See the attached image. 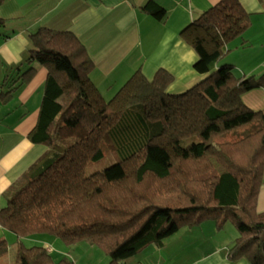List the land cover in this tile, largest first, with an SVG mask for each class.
<instances>
[{"label": "trees", "instance_id": "1", "mask_svg": "<svg viewBox=\"0 0 264 264\" xmlns=\"http://www.w3.org/2000/svg\"><path fill=\"white\" fill-rule=\"evenodd\" d=\"M142 9L163 12L153 0ZM251 24L241 0H220L181 32L198 56L200 82L172 93L167 70L148 77L139 69L111 99L92 80L95 63L75 33L40 27L31 34L28 69L8 87L7 76L0 95L28 82L34 62L47 69L28 137L51 147L0 208V226L16 236L14 264H75L39 242L28 246L25 239L35 236L70 247L89 240L108 264H126L150 245L164 246L182 226L206 221L217 230L235 224L231 262L264 264V110L243 100L264 87V75H243L226 59L235 44L249 46ZM105 151L118 160L88 175V163ZM12 245L0 236V264Z\"/></svg>", "mask_w": 264, "mask_h": 264}, {"label": "crops", "instance_id": "2", "mask_svg": "<svg viewBox=\"0 0 264 264\" xmlns=\"http://www.w3.org/2000/svg\"><path fill=\"white\" fill-rule=\"evenodd\" d=\"M147 1L5 0L0 6V17L6 19V25L0 26V84L9 76L8 87L28 69L31 34L40 27H49L70 30L79 37L95 63L92 80L106 99H111L139 69L148 77L165 69L174 76L170 92L188 90L204 74L194 68L198 56L182 39L181 32L220 0H153L163 8L158 16L143 11ZM241 1L252 13V24L244 34L249 46L235 44V54L230 57L231 50L226 59L243 75H264L258 70L264 65V0ZM259 43L262 46L258 51L250 50ZM30 66L35 69L28 82L10 97L0 95V208L20 187L27 171L50 149L48 144H35L28 137L38 121L48 76L47 69L38 62ZM243 100L253 109L264 110V87L246 92ZM262 194L263 188L258 203L260 215L264 214ZM213 225L216 232L212 231L211 236L198 239L174 256L163 254L165 246L156 247L159 252L154 259L148 257L147 261L140 259L131 264H186L195 257L188 264H250L246 259L230 261V246L218 244L223 238ZM0 236L11 245L16 242V236L1 226ZM29 239L52 251V243L57 240L43 236ZM204 246L210 248L201 251ZM187 254L191 255L188 260Z\"/></svg>", "mask_w": 264, "mask_h": 264}, {"label": "rangeland", "instance_id": "3", "mask_svg": "<svg viewBox=\"0 0 264 264\" xmlns=\"http://www.w3.org/2000/svg\"><path fill=\"white\" fill-rule=\"evenodd\" d=\"M261 43H259L257 46H255V49H250L251 51L254 50V52L258 51V48H261ZM235 50H232L229 54L230 57H232L235 54ZM260 55H263V51H260ZM261 58V57H260ZM258 58V61L260 60ZM259 71L264 73V65H261L258 68ZM12 72V70H11ZM261 73V74H262ZM263 75V74H262ZM261 75H258V77ZM110 97V96H107ZM51 147V146H50ZM118 155L113 151H105V155L102 159L97 161H90L88 163V166L86 168V173L88 175L105 169L106 167L112 165L118 160ZM263 194L262 198L264 200V183H263ZM258 213L260 214V210L258 209ZM261 216H264L262 214ZM213 221L206 222L201 225H195V226H182L176 233L171 235L165 240V248L163 249V254L166 252L167 255L174 256L177 251L180 249H186L187 247H190L189 244L192 246L195 244V242L198 239H202V237H209L211 236L210 233L216 232V230L213 227ZM221 232V238L223 240L219 242L218 244H225L227 246H231L236 237H238L239 232L235 226V224L231 221L226 222V225ZM232 235V236H231ZM25 243L30 246L33 244H39L38 242L31 241V239L27 238L25 239ZM53 244V251L51 250L52 254L54 255L55 259H62L66 258L68 260L74 261L75 264H108L110 261L109 255L100 247H98L96 244L92 243L89 240H84L81 243L75 245V246H67L62 239H58L52 243ZM156 245H150L146 249H144L142 252L138 253L137 255L131 257L128 259L127 264H131V262H136L137 260L142 259L143 261H147L148 257L154 259L155 255L157 256L159 252L158 249H156ZM163 247V246H162ZM210 246H204L201 251L208 250ZM173 249V250H171ZM15 253H16V245L10 247L9 253L3 257L1 263L2 264H14L15 261ZM187 259L191 258L190 254L186 255ZM189 257V258H188ZM196 258V257H195ZM190 259L186 264H188L193 259Z\"/></svg>", "mask_w": 264, "mask_h": 264}]
</instances>
